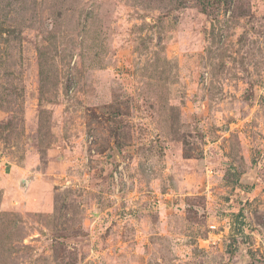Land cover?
Returning a JSON list of instances; mask_svg holds the SVG:
<instances>
[{
  "label": "rangeland",
  "instance_id": "rangeland-1",
  "mask_svg": "<svg viewBox=\"0 0 264 264\" xmlns=\"http://www.w3.org/2000/svg\"><path fill=\"white\" fill-rule=\"evenodd\" d=\"M92 251L264 264V0H0V264Z\"/></svg>",
  "mask_w": 264,
  "mask_h": 264
},
{
  "label": "built area",
  "instance_id": "built-area-1",
  "mask_svg": "<svg viewBox=\"0 0 264 264\" xmlns=\"http://www.w3.org/2000/svg\"><path fill=\"white\" fill-rule=\"evenodd\" d=\"M117 172L114 173V181H115L114 183H116L115 192H116V194H119L120 193V185L123 184V186H125L127 189H129L130 182H129L128 174L124 170V165H121L118 168ZM119 172H121V173L119 174ZM212 229H215V226H212ZM97 259L98 258L95 257V254L92 251L91 256L87 257L80 264H96Z\"/></svg>",
  "mask_w": 264,
  "mask_h": 264
}]
</instances>
